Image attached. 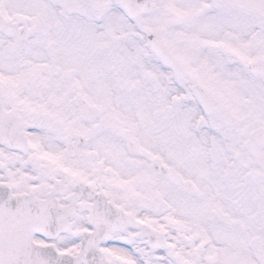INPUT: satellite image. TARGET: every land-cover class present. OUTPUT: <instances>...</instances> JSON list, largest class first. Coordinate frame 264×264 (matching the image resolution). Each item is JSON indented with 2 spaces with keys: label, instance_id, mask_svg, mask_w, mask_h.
Listing matches in <instances>:
<instances>
[{
  "label": "snow or ice",
  "instance_id": "6c2138e0",
  "mask_svg": "<svg viewBox=\"0 0 264 264\" xmlns=\"http://www.w3.org/2000/svg\"><path fill=\"white\" fill-rule=\"evenodd\" d=\"M0 264H264V0H0Z\"/></svg>",
  "mask_w": 264,
  "mask_h": 264
}]
</instances>
